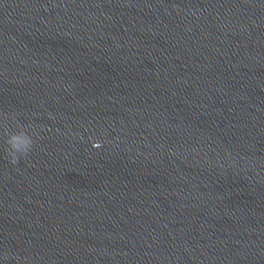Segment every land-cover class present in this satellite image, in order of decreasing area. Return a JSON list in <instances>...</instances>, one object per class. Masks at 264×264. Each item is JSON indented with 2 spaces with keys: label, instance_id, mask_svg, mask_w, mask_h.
I'll return each instance as SVG.
<instances>
[{
  "label": "water",
  "instance_id": "water-1",
  "mask_svg": "<svg viewBox=\"0 0 264 264\" xmlns=\"http://www.w3.org/2000/svg\"><path fill=\"white\" fill-rule=\"evenodd\" d=\"M0 264H264V0H0Z\"/></svg>",
  "mask_w": 264,
  "mask_h": 264
},
{
  "label": "clouds",
  "instance_id": "clouds-1",
  "mask_svg": "<svg viewBox=\"0 0 264 264\" xmlns=\"http://www.w3.org/2000/svg\"><path fill=\"white\" fill-rule=\"evenodd\" d=\"M5 136V144L7 147L4 151L6 158H9L11 164H17L22 158L27 157L33 150L35 143L34 133H30L25 126L17 124L15 131H9L6 128Z\"/></svg>",
  "mask_w": 264,
  "mask_h": 264
}]
</instances>
